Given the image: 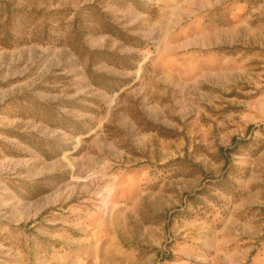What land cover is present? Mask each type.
<instances>
[{
  "label": "rangeland",
  "instance_id": "1",
  "mask_svg": "<svg viewBox=\"0 0 264 264\" xmlns=\"http://www.w3.org/2000/svg\"><path fill=\"white\" fill-rule=\"evenodd\" d=\"M0 264H264V0H0Z\"/></svg>",
  "mask_w": 264,
  "mask_h": 264
},
{
  "label": "trees",
  "instance_id": "2",
  "mask_svg": "<svg viewBox=\"0 0 264 264\" xmlns=\"http://www.w3.org/2000/svg\"><path fill=\"white\" fill-rule=\"evenodd\" d=\"M253 129H254V127H252V126H250V127L248 128V130H253ZM232 144H233V148H227V149H221V150H220L222 156H223L224 158H226L227 160H228V157H227V156H228L231 152H233V150L239 145V143L237 142V139H233Z\"/></svg>",
  "mask_w": 264,
  "mask_h": 264
}]
</instances>
